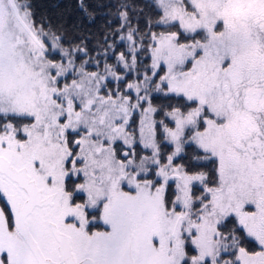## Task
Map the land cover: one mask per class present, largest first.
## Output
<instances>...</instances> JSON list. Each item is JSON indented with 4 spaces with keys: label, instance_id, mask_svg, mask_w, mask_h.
Here are the masks:
<instances>
[{
    "label": "snow or ice",
    "instance_id": "snow-or-ice-1",
    "mask_svg": "<svg viewBox=\"0 0 264 264\" xmlns=\"http://www.w3.org/2000/svg\"><path fill=\"white\" fill-rule=\"evenodd\" d=\"M0 264H264V0H0Z\"/></svg>",
    "mask_w": 264,
    "mask_h": 264
},
{
    "label": "trees",
    "instance_id": "trees-1",
    "mask_svg": "<svg viewBox=\"0 0 264 264\" xmlns=\"http://www.w3.org/2000/svg\"><path fill=\"white\" fill-rule=\"evenodd\" d=\"M36 4L40 11L47 12L49 15H56L74 8V0H36Z\"/></svg>",
    "mask_w": 264,
    "mask_h": 264
}]
</instances>
